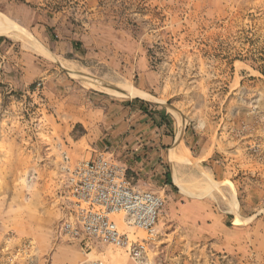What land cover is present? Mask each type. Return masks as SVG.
I'll list each match as a JSON object with an SVG mask.
<instances>
[{
    "label": "rangeland",
    "instance_id": "obj_1",
    "mask_svg": "<svg viewBox=\"0 0 264 264\" xmlns=\"http://www.w3.org/2000/svg\"><path fill=\"white\" fill-rule=\"evenodd\" d=\"M0 13L19 28L0 37V264H264V0H0ZM65 81L97 109L140 97L178 132L173 186L167 165L127 169L165 198L143 263L57 238L64 158L88 150L56 114Z\"/></svg>",
    "mask_w": 264,
    "mask_h": 264
},
{
    "label": "built area",
    "instance_id": "obj_2",
    "mask_svg": "<svg viewBox=\"0 0 264 264\" xmlns=\"http://www.w3.org/2000/svg\"><path fill=\"white\" fill-rule=\"evenodd\" d=\"M61 222L57 238L83 252L99 246L125 251L140 263L148 258L149 244L158 241L157 226L165 198L137 187L109 152H99L85 162L72 164L65 156L60 178ZM115 216H122L128 230L144 232L148 239L131 240ZM91 264H104L95 261Z\"/></svg>",
    "mask_w": 264,
    "mask_h": 264
},
{
    "label": "crops",
    "instance_id": "obj_3",
    "mask_svg": "<svg viewBox=\"0 0 264 264\" xmlns=\"http://www.w3.org/2000/svg\"><path fill=\"white\" fill-rule=\"evenodd\" d=\"M2 44L3 42L0 48ZM23 71L26 72L24 69ZM52 77L47 79L48 87ZM21 81L26 86L32 83L26 76H23ZM65 83H69V89H65L63 93L64 109L62 113L58 110L56 114L67 117L68 124L80 125L86 131L77 143L85 145L88 150H79L77 155H74L76 163L85 162L88 158L90 160L99 152L109 151L122 166L140 178L151 179L158 173L163 176L166 173L163 169L165 165L169 168L168 173L172 178L168 157L170 152L177 148L179 140L178 132L175 134L173 126L169 124L168 113H160V109L153 108L140 97L97 109L92 106L91 101L87 102L85 90L73 82ZM19 84L17 83V86ZM50 84L52 93L49 95L54 101L56 89L53 80ZM186 211L190 215L187 220L193 223L195 220L190 208L187 207Z\"/></svg>",
    "mask_w": 264,
    "mask_h": 264
},
{
    "label": "bare ground",
    "instance_id": "obj_4",
    "mask_svg": "<svg viewBox=\"0 0 264 264\" xmlns=\"http://www.w3.org/2000/svg\"><path fill=\"white\" fill-rule=\"evenodd\" d=\"M18 31H19L18 25L16 26V24L14 22H12L7 16L0 13V37L1 36L15 37V35H17ZM123 92H124V94H122V95H126L127 97H130V98L135 96V95H138L137 92L135 90H133V88L125 89ZM177 121H178V124L181 128L185 127V121H183V119L179 115H177ZM231 200H232L231 204H232V206H234V209L236 210L235 207H237V206L235 203L234 195H233V198ZM131 237H132V235H131Z\"/></svg>",
    "mask_w": 264,
    "mask_h": 264
},
{
    "label": "trees",
    "instance_id": "obj_5",
    "mask_svg": "<svg viewBox=\"0 0 264 264\" xmlns=\"http://www.w3.org/2000/svg\"><path fill=\"white\" fill-rule=\"evenodd\" d=\"M3 42V39L2 38H0V44ZM168 177H169V179H168V185H170V186H173V182H172V178H171V175L168 173Z\"/></svg>",
    "mask_w": 264,
    "mask_h": 264
}]
</instances>
